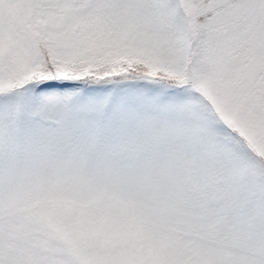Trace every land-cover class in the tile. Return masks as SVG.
Returning <instances> with one entry per match:
<instances>
[{
    "label": "snow or ice",
    "instance_id": "6c2138e0",
    "mask_svg": "<svg viewBox=\"0 0 264 264\" xmlns=\"http://www.w3.org/2000/svg\"><path fill=\"white\" fill-rule=\"evenodd\" d=\"M0 264H264V0H0Z\"/></svg>",
    "mask_w": 264,
    "mask_h": 264
}]
</instances>
